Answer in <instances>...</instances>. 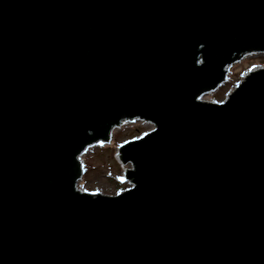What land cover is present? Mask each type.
Returning a JSON list of instances; mask_svg holds the SVG:
<instances>
[{"label":"water","instance_id":"water-1","mask_svg":"<svg viewBox=\"0 0 264 264\" xmlns=\"http://www.w3.org/2000/svg\"><path fill=\"white\" fill-rule=\"evenodd\" d=\"M257 52L264 0H0V264H264V67L203 99Z\"/></svg>","mask_w":264,"mask_h":264},{"label":"rangeland","instance_id":"rangeland-1","mask_svg":"<svg viewBox=\"0 0 264 264\" xmlns=\"http://www.w3.org/2000/svg\"><path fill=\"white\" fill-rule=\"evenodd\" d=\"M255 66L264 67V53H251L234 62L228 67L224 82L213 92L205 94L203 99L222 102L243 75ZM152 128V124L144 121L123 122L116 126L108 142L97 143L86 149L81 156L84 173L78 187L84 191L107 195H114L130 187L126 176L127 166L121 162L118 148L127 140L138 137ZM129 167L131 168V165ZM119 186L121 189H118Z\"/></svg>","mask_w":264,"mask_h":264},{"label":"bare ground","instance_id":"bare-ground-1","mask_svg":"<svg viewBox=\"0 0 264 264\" xmlns=\"http://www.w3.org/2000/svg\"><path fill=\"white\" fill-rule=\"evenodd\" d=\"M116 127H114V128H112V130H111V132H110V134H112V132L114 131V129H115ZM130 166V165H129Z\"/></svg>","mask_w":264,"mask_h":264},{"label":"trees","instance_id":"trees-1","mask_svg":"<svg viewBox=\"0 0 264 264\" xmlns=\"http://www.w3.org/2000/svg\"><path fill=\"white\" fill-rule=\"evenodd\" d=\"M118 189H121V187L119 186Z\"/></svg>","mask_w":264,"mask_h":264}]
</instances>
